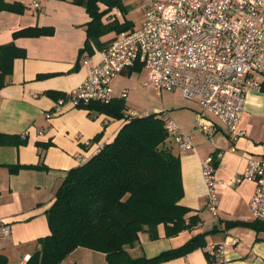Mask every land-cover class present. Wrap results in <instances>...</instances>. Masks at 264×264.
<instances>
[{
  "label": "crops",
  "instance_id": "0c3cea01",
  "mask_svg": "<svg viewBox=\"0 0 264 264\" xmlns=\"http://www.w3.org/2000/svg\"><path fill=\"white\" fill-rule=\"evenodd\" d=\"M5 1L21 3L25 10L22 14L0 12V46L13 43L25 51V57L13 61L11 74L0 90V142H10L0 144V225L10 229L8 236L0 233V256L7 259V264H25L39 247L37 241L50 234L46 212L68 171L84 164L102 146L112 142L124 122L87 108H74L67 102L70 92L82 84L88 68L100 62L101 52L117 34L103 35L98 44L91 42L90 50L80 54L91 20L83 6L73 4V0ZM33 2L39 4L38 9L33 7ZM122 5L125 13L117 8L108 10L99 3V12H104L101 22H128L131 29L138 27L143 20L141 0H122ZM26 28L51 29L52 34L13 38L15 32ZM139 74L145 78L141 68L131 74L125 71L112 80L113 100H124L128 111H133L132 104L144 108L127 102L128 96L120 97L123 91L129 94L127 79ZM59 100L66 101L65 106L47 120L45 115L53 112ZM199 113V107L193 103L185 110L169 112V117L182 132L190 133L194 131ZM206 117L213 122L206 131L209 138L194 133L192 151H180L173 143L171 145L180 160L183 197L179 204L190 210L186 220L196 218V224L174 237L165 235L163 225L157 227L155 240H151L148 233H141L139 242L127 249L131 257L152 258L183 246L196 235L205 234L206 245L227 242L228 264H264V222H255L248 206L255 186L250 181L229 184L243 172L248 160L264 158V88L246 96L238 126V130L245 133L243 137L233 140L214 118ZM217 153L221 157L215 162L219 181L215 217L205 206L201 163ZM9 167L19 168L18 172L11 173ZM225 222L238 225L225 228ZM214 228L216 230L211 232ZM234 239L236 243H232ZM207 257L202 248L163 264H209ZM60 264L107 262L104 254L78 248Z\"/></svg>",
  "mask_w": 264,
  "mask_h": 264
},
{
  "label": "built area",
  "instance_id": "2783aa9c",
  "mask_svg": "<svg viewBox=\"0 0 264 264\" xmlns=\"http://www.w3.org/2000/svg\"><path fill=\"white\" fill-rule=\"evenodd\" d=\"M143 20L136 28L117 34L101 52L98 64L88 68L80 86L68 95V104L86 108L92 102L109 104L114 98L112 80L123 72L140 66L145 72L141 82L156 96L179 91L184 99L200 109L194 131L184 133L167 111L157 113L170 140L180 151L194 149V133L206 134L213 122L226 130L233 140L243 137L238 130L246 96L264 88V0H141ZM34 8H39L33 2ZM87 64V61L84 62ZM127 97V92L121 93ZM66 101L59 100L45 118L59 113ZM145 115L126 111L127 122ZM235 151V148H231ZM221 157L208 156L201 163L206 187L205 206L217 216L215 162ZM250 181L254 193L249 201L253 220L264 222V158L250 159L243 172L230 185ZM0 233L10 229L1 224ZM232 243H236L234 239ZM227 242L204 247L209 264H228Z\"/></svg>",
  "mask_w": 264,
  "mask_h": 264
},
{
  "label": "trees",
  "instance_id": "16d2710c",
  "mask_svg": "<svg viewBox=\"0 0 264 264\" xmlns=\"http://www.w3.org/2000/svg\"><path fill=\"white\" fill-rule=\"evenodd\" d=\"M72 3L83 6L91 19L80 54L90 50L91 42L98 44L103 35L132 28L128 22H101L104 12H99L98 4L125 13L122 0H73ZM24 10L21 3L0 0V12L22 14ZM51 34V29L26 28L15 32L13 38ZM24 57L25 51L13 43L0 46V90L11 74L13 61ZM139 69L136 66L127 71L131 74ZM86 108L114 120H122L128 111L122 99L106 105L92 102ZM171 145L156 114L124 122L112 142L102 146L84 164L68 171L46 212L50 234L37 241L39 247L25 264H60L78 248L104 254L107 264H163L204 249L205 234H200L183 246L152 258H133L127 252L139 242L141 233H148L151 240L157 239L159 225L164 226L167 237H174L197 222L196 218L187 221L185 216L190 210L179 204L183 197L180 160ZM18 169L9 167L11 173ZM236 225L237 222H225V228ZM0 264H7V259L0 256Z\"/></svg>",
  "mask_w": 264,
  "mask_h": 264
},
{
  "label": "rangeland",
  "instance_id": "374dc122",
  "mask_svg": "<svg viewBox=\"0 0 264 264\" xmlns=\"http://www.w3.org/2000/svg\"><path fill=\"white\" fill-rule=\"evenodd\" d=\"M142 79L143 74L133 75L130 79H127L129 94L126 101L138 103V106H144V108H139L132 104L131 108L137 113L151 115L163 110L168 111V113L179 112L180 110H185V108H190L194 103L193 101L184 99L182 93L179 91L164 93L158 97L152 89L140 86Z\"/></svg>",
  "mask_w": 264,
  "mask_h": 264
}]
</instances>
